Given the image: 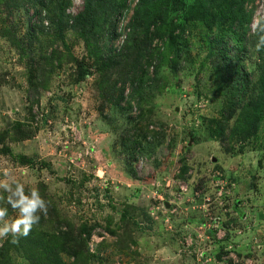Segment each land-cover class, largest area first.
<instances>
[{
	"label": "rangeland",
	"instance_id": "1",
	"mask_svg": "<svg viewBox=\"0 0 264 264\" xmlns=\"http://www.w3.org/2000/svg\"><path fill=\"white\" fill-rule=\"evenodd\" d=\"M119 1L101 7L92 29L60 38V5L66 18L84 0H0V181L46 200L36 231L61 219L93 225L90 264H264V121L245 140L248 107L218 126L228 95L213 78L209 34L228 21L208 29L188 9L194 0H169L158 29L124 30L135 0L120 23L111 10ZM244 7H253L248 27L225 35L244 70L241 105L264 62L253 31L264 0ZM7 195L0 189L11 221ZM9 264L29 263L11 250Z\"/></svg>",
	"mask_w": 264,
	"mask_h": 264
},
{
	"label": "trees",
	"instance_id": "2",
	"mask_svg": "<svg viewBox=\"0 0 264 264\" xmlns=\"http://www.w3.org/2000/svg\"><path fill=\"white\" fill-rule=\"evenodd\" d=\"M133 1L130 0L129 3ZM254 0H194L190 7L196 8L198 14L203 18L205 25L208 29H211L213 24H218L221 20L228 21V27L223 28V32H219L220 35L212 36L211 43L213 48L210 53L213 54L211 60L213 67V78L220 81L219 85L227 88L225 92L228 97L223 102L224 119L218 123L222 129L226 125V122L234 115L237 108L248 107V114L245 118L248 120L247 126L244 129L243 140L256 135L259 127V123L264 121V62L260 64V75L257 83L251 86L250 99L243 102L238 100V94L240 88L238 84H242L240 75L244 70H241L238 63L229 53V47L227 46L228 40H225V35L228 29L234 27L233 32L230 33L231 37H239L237 28L248 27L252 19L253 7L246 10L244 5ZM128 0H122L115 2V6H111V10L118 12L116 14L117 19H123V11L128 8ZM42 3V1H40ZM110 4V0H84L83 9L74 16L67 15L66 18L63 15V5H60L59 16L57 19V28L59 37L63 38L62 34L66 29H71L75 32L78 30L92 29L95 23L97 13L102 10L103 5ZM169 0H135L132 7V15L128 23L124 25L130 27L133 30L139 28H145V32L150 26H154L158 29V23H162L163 17L159 12L160 5L168 7ZM112 5V4H111ZM126 15V14H125ZM161 19V21H158ZM120 23V21H119ZM144 25V26H143ZM119 24L114 27L115 33L112 38L116 37L122 31H119ZM148 33V32H147ZM224 34V36L222 35ZM146 36V35H145ZM159 36V34L157 35ZM131 37L130 33L125 37L122 47L126 44L127 40ZM170 37L172 34L170 33ZM146 40H142V43L138 45V51L142 52L147 50V45L151 38L145 37ZM240 39V38H239ZM214 49V50H213ZM213 50V52H212ZM84 72L80 74L82 78ZM238 77L236 78V75ZM125 82L119 84L121 89L120 99L124 98L123 92L127 84ZM127 81V82H126ZM246 83L249 84V81ZM219 86V88H220ZM2 151H8L7 147L2 148ZM22 164H31L32 160L28 157H20ZM43 214L39 223L44 221ZM123 217H125L123 215ZM61 219V218H58ZM93 225L82 223L80 225H74L66 219H61V222L54 227V230L49 232L36 231L31 229L27 237H20L18 242L11 243V236L4 238L0 243V264H9L10 251H21L29 264H90L92 253L88 250V240L92 236L94 230ZM111 232V231H110ZM62 255L68 256L70 261H66Z\"/></svg>",
	"mask_w": 264,
	"mask_h": 264
},
{
	"label": "clouds",
	"instance_id": "3",
	"mask_svg": "<svg viewBox=\"0 0 264 264\" xmlns=\"http://www.w3.org/2000/svg\"><path fill=\"white\" fill-rule=\"evenodd\" d=\"M257 37L255 49H264V23L257 21L253 25ZM5 175H8L7 173ZM0 189L7 193V204L17 212V217L11 221L5 219L8 215L7 207H0V239L11 236V243L18 242L20 237H27L32 227L39 223L41 214H47V202L41 194L33 189L25 193L23 184L15 179L0 181Z\"/></svg>",
	"mask_w": 264,
	"mask_h": 264
},
{
	"label": "built area",
	"instance_id": "4",
	"mask_svg": "<svg viewBox=\"0 0 264 264\" xmlns=\"http://www.w3.org/2000/svg\"><path fill=\"white\" fill-rule=\"evenodd\" d=\"M119 21H120V22H122V19H119ZM123 27H124V26H123ZM119 31H120V29H119ZM92 238H93V237H92ZM89 246H90V251H93V249H92V248H93V244H92V243H90V245H89Z\"/></svg>",
	"mask_w": 264,
	"mask_h": 264
}]
</instances>
